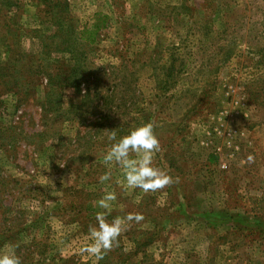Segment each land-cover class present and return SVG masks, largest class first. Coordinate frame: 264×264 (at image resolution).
Segmentation results:
<instances>
[{
	"label": "rangeland",
	"instance_id": "374dc122",
	"mask_svg": "<svg viewBox=\"0 0 264 264\" xmlns=\"http://www.w3.org/2000/svg\"><path fill=\"white\" fill-rule=\"evenodd\" d=\"M148 122L144 192L103 157ZM98 212L143 216L99 264H264V0H0V255L93 264Z\"/></svg>",
	"mask_w": 264,
	"mask_h": 264
},
{
	"label": "clouds",
	"instance_id": "9594fccd",
	"mask_svg": "<svg viewBox=\"0 0 264 264\" xmlns=\"http://www.w3.org/2000/svg\"><path fill=\"white\" fill-rule=\"evenodd\" d=\"M154 124L144 123L132 128L126 135L117 139L115 130L110 131L108 139L112 141L110 149L103 157L106 165H118L123 172L125 187L141 189L144 192L156 191L164 188L173 182L172 177L160 167L154 165L153 158L160 150L159 140L154 134ZM135 154L133 157L132 154ZM253 157L249 156L248 161L252 162ZM109 174L105 173L100 179L107 180ZM116 199L115 193L106 192L96 204L99 208L111 210V201ZM106 212L96 214V225L89 226L91 242L82 251L86 252L93 264H99L104 255L109 251L125 230L126 222L143 219L139 213H128L125 217H117L111 222L105 219ZM0 264H21L20 258L12 254L0 255Z\"/></svg>",
	"mask_w": 264,
	"mask_h": 264
}]
</instances>
